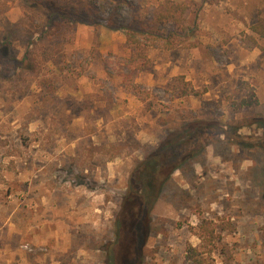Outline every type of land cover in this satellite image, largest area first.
<instances>
[{"label": "rangeland", "instance_id": "obj_1", "mask_svg": "<svg viewBox=\"0 0 264 264\" xmlns=\"http://www.w3.org/2000/svg\"><path fill=\"white\" fill-rule=\"evenodd\" d=\"M56 1L80 18L39 42L34 74L12 85L0 54V264H106L97 244L112 239L137 161L199 120L246 137L208 138L197 162L172 174L142 264H193L190 248L203 264H264V39L251 30L264 0H173L190 6L185 33L162 26L182 35L173 49L126 42L128 25L164 0ZM50 14L37 0H0L10 56L24 54ZM179 75L199 94L178 96L170 83ZM246 83L257 102L239 108ZM117 141L128 145L119 156L90 158L92 145ZM202 218L219 226L212 252L197 235Z\"/></svg>", "mask_w": 264, "mask_h": 264}, {"label": "trees", "instance_id": "obj_2", "mask_svg": "<svg viewBox=\"0 0 264 264\" xmlns=\"http://www.w3.org/2000/svg\"><path fill=\"white\" fill-rule=\"evenodd\" d=\"M37 1L43 4L45 8L50 9L51 14L47 23H45L42 34L29 42L30 47L28 45V49L24 54L19 58L10 56L11 39L8 36L0 38V54L7 58L8 66L12 64L13 68L11 73L6 72L4 76L12 85L19 86L21 81H24L28 75L36 72L37 46L46 35L61 34L62 23L74 25L76 20L80 18V11V13L71 11L59 5L56 0ZM95 6L94 3L87 5L88 13L92 14L94 19L99 16ZM189 9L190 6L186 3L173 0L160 2L152 12L150 19L136 20L128 25L126 42L132 48L144 43H149L156 48H175L176 41H174V37L182 35L175 32L168 33L162 26L173 22L178 26H182L185 33L186 30L190 29L188 26L183 25L185 15ZM108 26L114 29L120 28L113 21ZM251 30L261 39H264V16L257 19L251 26ZM131 62L135 63L134 61ZM33 65L34 69H31ZM189 84L190 82L185 81L183 75H179L173 79L170 86L172 90L177 92L178 96L199 94L192 87H188ZM246 84L250 100L248 101L246 98L241 101L233 100V103H238L239 108H243L250 102H257L253 87L249 83ZM29 89L30 87H27L25 92ZM259 127L264 130V123L259 124ZM223 134L230 137L231 140H236V142H239L237 138L246 137L243 136V133H240L237 126L223 124L220 121L199 120L192 126L179 130L164 139L156 147L146 149L144 157L137 161L136 166L130 173L127 187L118 201V209L113 220L112 239L98 241L97 248L103 251L106 264H142L144 262V249L147 239L150 235L159 232L152 223L153 209L158 199L163 195L172 174L178 169L192 167L191 165L197 162V155L204 150L203 143L208 138H219ZM3 142L0 136V147H3ZM22 145L27 146L25 138H22ZM126 147L128 145L123 141L110 143L109 146L92 145L89 156L93 158L94 154L99 153L108 155L107 157L110 159L122 154ZM3 156L6 157L7 155L4 153ZM218 227L216 221L210 218H202L198 225L197 235L202 242L201 246L206 252H212L215 248ZM196 253L195 248H190L188 257L192 259L193 264H203V259Z\"/></svg>", "mask_w": 264, "mask_h": 264}, {"label": "crops", "instance_id": "obj_3", "mask_svg": "<svg viewBox=\"0 0 264 264\" xmlns=\"http://www.w3.org/2000/svg\"><path fill=\"white\" fill-rule=\"evenodd\" d=\"M5 177L8 179V176H7V174L5 173ZM9 196H11L10 194H9ZM11 226H12V223H11ZM11 228V227H10ZM0 229H1V224H0Z\"/></svg>", "mask_w": 264, "mask_h": 264}]
</instances>
